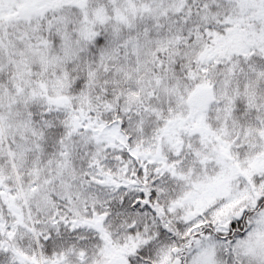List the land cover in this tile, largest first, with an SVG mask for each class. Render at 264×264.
<instances>
[{"label": "snow or ice", "instance_id": "snow-or-ice-1", "mask_svg": "<svg viewBox=\"0 0 264 264\" xmlns=\"http://www.w3.org/2000/svg\"><path fill=\"white\" fill-rule=\"evenodd\" d=\"M0 264H264V0H0Z\"/></svg>", "mask_w": 264, "mask_h": 264}]
</instances>
